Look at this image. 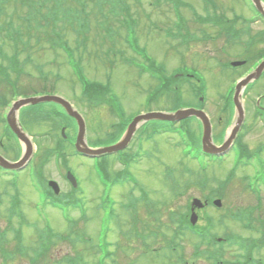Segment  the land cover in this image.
I'll return each instance as SVG.
<instances>
[{
    "label": "rangeland",
    "instance_id": "374dc122",
    "mask_svg": "<svg viewBox=\"0 0 264 264\" xmlns=\"http://www.w3.org/2000/svg\"><path fill=\"white\" fill-rule=\"evenodd\" d=\"M121 1L124 4L125 12L122 4H120ZM215 1L218 5L217 13H223L230 19L234 18V15H239L249 20L252 19V15H257L249 0ZM84 2L87 4L86 12L90 16L89 21L91 24L87 50L83 53L86 46L78 42L80 37L74 33L73 29L62 23L59 24V29H62L63 38L76 57L71 61L68 54L63 50L59 48H51L50 50L46 46V41L44 42L43 33L39 30L34 31L31 35L35 34L34 37L40 38L39 41L35 40L32 43V46L35 45V47L31 51H25L21 56V60L25 62L26 74H23L21 78H18L16 74L11 77L12 80L18 79L21 85L20 93L29 94L33 89L38 88V90H41L44 86L49 93H55L71 103L73 102L89 122L88 141L96 144L106 142L109 135L116 132L114 125L119 123L120 120L118 117L117 119L112 117L113 112L111 113L105 106L95 107L93 103L83 101L80 83L73 71L75 68L79 67L82 75L92 82H100L103 85L109 82L114 95L113 99L117 103L125 104L126 118H129L128 115H133L140 110L168 111V109H171L173 107V102L170 99L171 95H164L154 101H149V98L155 97L159 89L157 81L149 77L150 72L155 71L160 74V77L163 76L164 72L169 74L167 76H171L178 68L181 69L185 65L188 68L195 69L192 73L196 74L199 81H201L203 91L206 90L205 111L212 119L213 124L224 130L229 126L234 113L231 109H223L224 99H226L224 94L234 88V81L248 70L247 68L256 59V55L264 53V41L257 42L258 39H256L257 43L255 45L241 52V44L244 46L247 35H243L239 42L230 43L228 38H223L218 34V36H215L217 30L212 26H201L195 23L194 12L202 17L207 16L208 5L205 0H119V5L117 0H113V6L111 0L110 4L103 8L101 7L103 6L102 3H98L97 0H85ZM77 4L71 2L67 4V7L72 9L77 7L78 10L85 7ZM10 8L6 10L8 15H13L16 12L20 13V7L17 10L14 7ZM21 11L24 12V10ZM211 11L215 12L214 10ZM127 12L131 13V16L126 20L125 17H128ZM180 17L185 20L186 26L191 31L192 42L190 45L183 46L179 39L169 37V34L175 33V23L181 20ZM4 18L0 17V25L5 23ZM13 21L15 24H19L17 15L14 16ZM123 22L126 29L122 24ZM239 24H243L242 28L248 25L253 35L264 29V23L261 20H250V23L241 20ZM202 30L208 31L212 35V39L201 37ZM126 31L131 44L135 45L134 40L138 38V45L145 48L142 50L146 56L144 60L139 56L136 57L139 60L138 62L122 60V54L116 49L128 50L123 42ZM83 32H86V30H83ZM103 37L109 40H103ZM118 37L119 41L116 46ZM47 39L49 40L48 37ZM30 41L31 38H24L21 48L23 50L28 49L30 47L28 42ZM0 47H2L1 44ZM107 49L112 50L107 52ZM5 50L9 52L8 47ZM128 54L134 57L136 55L133 53ZM125 57L128 58V56ZM242 59L248 61L246 66L236 71L229 70L227 73L222 71V61L231 62ZM3 65L6 67L7 62L4 61ZM140 69L146 73L145 76L139 77ZM196 84L198 83L193 80L192 85ZM263 88L264 84H256L244 95L247 117L241 138L248 150L252 152L264 143V124L255 117L254 111L257 97L264 93ZM6 89V84L1 83L0 95L6 92ZM182 94L186 100L191 99L190 86H184ZM6 96L10 97L9 94ZM2 114L0 108V141L3 139L6 144L5 149L0 147V155L10 162H17L22 158L23 150L17 139L14 140L10 136L4 137ZM17 114L20 124L26 129L37 152L32 157L33 161L29 164V167L17 175L18 180L16 183L9 177L3 176L0 178V264H58V261L63 257L69 256H80L84 264H96L97 254L90 250L91 244L89 242H87L89 247H85L56 240L51 251L44 257L35 258L34 252L38 251L40 243L38 234L45 232L44 229L47 223L52 225L50 228L56 234H68L70 228L77 226L76 230L88 235L91 241L92 239L96 240L98 238L99 222L95 219L94 206L97 203L100 204L99 194H103L104 191L100 183V176L94 174L93 169L91 170L92 163L80 157L72 156L73 149L69 148L68 143H64L58 137L55 124L51 119L49 120V117H32L23 112ZM24 120L28 124H25ZM219 120H221V125L217 124ZM164 126L168 128V125L164 124ZM197 126L195 122L191 123L193 132L197 131ZM147 128L148 131L143 133L142 138H139V135L136 136L129 146L127 152L132 161L129 162L130 166L127 169L121 164L114 163L113 161L117 160H113V157L105 160L106 168L109 167L111 173L119 172L118 176L121 175L123 178H125V173L126 177L131 175L140 182L142 190H145L146 200L162 202L164 204L163 209L166 211L160 221L167 228L172 229L174 224L166 215V212L172 206L179 215L180 212L184 213L186 211V200L196 197L204 201V197L215 190L217 191L215 194L221 196L218 198L223 202V206L220 208L222 211L214 210V208L206 209L213 220L215 232L221 236L235 233L234 235H240L245 239L254 238L255 234L244 231L238 224L239 222L231 219L228 211L249 210L256 207V197L249 185L253 187L255 176L264 179V154L262 158L253 159L251 163L243 166L242 163L236 164V155L232 156L231 153L223 162L215 161L210 164L203 162L201 167L207 169V172L203 173L198 162L191 159L195 155L191 154L189 149L190 145L194 144L193 135L186 131L181 132L178 129V134L175 135L168 132L154 135V123H149ZM217 132H220V129H217ZM152 134V137L148 136ZM62 144L67 149L57 155L67 159L70 168L74 171L71 170L80 181L83 189L80 197L78 195L73 197L78 199L76 204L79 207L85 208V205H87L88 209V221L86 223L79 221L80 223L75 224L72 220V226H69L70 221L66 220H69V218H66L63 212L45 205V190H38L40 182L36 181L35 185L30 180V165L33 167L35 162L37 163L35 170L39 173V176L47 179V181L58 182L63 192L69 189L62 176V173H66V170H64L63 164L58 162L61 159L55 155L58 152V146ZM114 177H117V175H114ZM251 177L252 179L249 181ZM133 183L127 181L125 185L112 189L109 192L112 194L109 195L111 200L106 201L105 207H101V209L109 211L112 208L111 206H115L117 213L121 215L120 221L113 222V226L116 227L117 231L114 233L112 231V236H109L108 240L112 238L120 241L118 238L120 234L119 227L125 229L127 226L123 218L128 217L129 214L123 211L124 202L128 198L130 189L135 186ZM258 183L263 194L264 185L262 184L264 182L258 181ZM201 185L202 189L199 188ZM221 186H223V190H220ZM15 193L19 195L20 209L23 211L24 218L12 214L14 205L12 197ZM174 193L175 202L173 204ZM134 194L138 195L135 192ZM261 205L264 209V197L261 199ZM63 209L66 210L67 208ZM70 210H72L76 220H80V213L77 212V209L70 208ZM150 210L154 211V207L141 208V212L146 214L150 213ZM222 214L224 216H221ZM103 215L108 216V213L104 212ZM147 218L152 219V221L146 225L154 224V218L149 214ZM132 219L134 223H138L137 220H143V217H133ZM161 223L156 220L157 225L161 226ZM18 229H21L22 232L21 247L27 248L25 256L16 253L19 244L14 231ZM150 231L148 229L147 233ZM103 240L100 243H103ZM126 241L131 245L137 244L133 233L132 238L130 234ZM193 242H196V240ZM125 250H127V253L130 252L128 248ZM228 250L232 253L235 251L234 249ZM3 255H9V257L4 259ZM140 256V251L132 248L131 257L138 260ZM201 263L198 262L197 264ZM117 264H124V255L118 253ZM159 264H168V262L161 263L160 260Z\"/></svg>",
    "mask_w": 264,
    "mask_h": 264
},
{
    "label": "flooded vegetation",
    "instance_id": "af4514ba",
    "mask_svg": "<svg viewBox=\"0 0 264 264\" xmlns=\"http://www.w3.org/2000/svg\"><path fill=\"white\" fill-rule=\"evenodd\" d=\"M257 84H264V72L259 78V80H257ZM27 97L28 96L25 97L23 96L22 98H27ZM255 105L260 109V111H264V93L257 98ZM25 108L26 107H23L21 109V111L23 110V113L25 112L24 111ZM49 113H50V108L48 106H43L38 110L32 109L29 110L28 112H25V114H28L32 117L37 116L38 118L46 117ZM133 118L134 117L128 118V120L119 124L118 129L124 126H126L125 129H127L128 124L131 123ZM217 124L221 125V120H219ZM213 126H214V131L216 132L217 129H220V132H217L216 134L217 139L218 136L222 137V135L224 136L226 135L228 128L224 130L223 128L221 129L219 127H216L215 124ZM140 129L141 127L139 128V130ZM75 133L76 131L73 128H71V135ZM8 135L11 138H13V136L10 135L9 133ZM0 145L2 147L6 146V144L3 143V140L2 142H0ZM70 145L71 146L73 145L72 140L70 141ZM128 149L124 152V154L128 151ZM77 156L84 159L86 158L82 154ZM89 160L95 161V159H89ZM97 160L96 162L99 163V161ZM34 165L36 166L37 163H35ZM68 172L69 171H67L63 175L64 176L63 178L69 188L66 191H64V193L62 190V194H64L63 197H60V194L58 195L55 194L53 190L48 189L47 196H48V200L51 203L58 202L62 200V198H64L63 201H68V199L71 198L70 196L78 195L80 197V193L81 194L83 193L81 183L77 179V177H76V181H77L76 186H73L72 183L68 180L67 178ZM0 173L2 177L3 175L8 174V172L1 167H0ZM92 180L94 181V179ZM255 180L258 182L257 178ZM221 190H223V188ZM134 192L137 193L138 195L134 194ZM259 192L260 195L258 196L257 201H260L264 197V192L262 194L261 189L259 190ZM128 194H129L128 198L126 199V202H124L123 211L129 214V216L123 218L125 219L127 225L126 228L123 229L119 227L120 234L118 235V238L120 239V241L113 240L112 238L111 240H108L107 236L108 237L112 236L111 235L112 231L113 233L117 231L116 227L113 226V222L114 220H116L117 222L120 221L121 215H119L118 213H114V209H113L110 212H108L107 217H102L101 214L104 211L101 209V205L97 203L94 206L95 208L94 213L96 214L95 219L100 223L102 221L106 223V225L104 226V231L107 234L106 240H107L108 249H107V257L104 259V264H106L107 262L108 264H117L118 253L124 255V264H159L160 260L161 263L168 262V264H197L198 262H202L201 264L203 263L204 264H264V218H263L264 209L263 208L253 209L250 211H243V210L228 211V213H230V217L237 216L242 218V215L246 213L253 218V230L251 231V233L255 234L254 238L252 237L251 239H245L240 235H234L235 233H231L229 235H224L223 237L213 236V240H212V237H210V235L204 236L201 234L202 232H200V230L198 231L197 229H194L193 227H190L188 225H182V223L186 221V217L188 216L187 211L184 212V214L180 212L178 215L177 212H175L173 206L171 209H169L166 212V215L168 216L169 220L172 223H174L173 227L172 229H170L163 226L160 219L162 218L164 212L166 211L163 209L164 204L162 202L146 200L147 195L145 193V190L144 189L142 190L141 185L140 187H137L135 189L131 188ZM173 199H174L173 200V204H174L175 193L173 195ZM208 205H209V201L204 208H206ZM143 207L144 208L154 207V211L150 210V213H148L152 218H154V224L146 225L148 222L150 223L152 219H148L147 218L148 214H146L145 212H141V208ZM202 210H200V212ZM132 216L134 218L143 217V220H137L139 224L137 222L134 223ZM221 216H224V214H222ZM156 220H158L159 223H161V226L156 224ZM202 222L205 223V221H203V219L200 217L199 224H201ZM206 225L207 223L204 225H200L198 229L204 230ZM242 227L244 229V226ZM75 229L76 227L75 228L72 227L70 230L73 231ZM148 229L151 231L147 233ZM132 233L134 234V238L137 244L131 245L126 241V239L129 238L130 234L132 238ZM194 240H196V242H193ZM127 248L130 250L129 253H127V250H125ZM132 248L140 251L141 256L138 258V260H135V258L131 257ZM190 249L191 252L189 253ZM228 249H234L235 251L232 253ZM96 260L98 262V258H96ZM67 261H72V260L68 257H63L61 260L58 261V264L59 263L66 264Z\"/></svg>",
    "mask_w": 264,
    "mask_h": 264
},
{
    "label": "water",
    "instance_id": "95a60500",
    "mask_svg": "<svg viewBox=\"0 0 264 264\" xmlns=\"http://www.w3.org/2000/svg\"><path fill=\"white\" fill-rule=\"evenodd\" d=\"M253 2L255 3L257 9L264 15V7H263V5L261 3V0H253ZM234 65H239V63L234 64ZM263 70H264V62L261 64V66L257 69V71L255 73H252L251 75H249L246 79L242 80L237 85L236 93H235V97L234 98H235V103H236L238 114H239V120L237 122L236 127L234 128V133L235 134L239 130V128H240V126H241V124L243 122V119H244V110H243L242 104L240 102L241 97H242L243 89L248 84H250L254 80L258 79L259 76L261 75V73L263 72ZM53 99H55V101L61 103L66 108L68 113L71 114L73 117H75L78 120L79 127H80L79 142H81L82 139L85 136V124H84L82 118L77 113H73L70 110L69 104H67L65 101H63V100H61L59 98H53ZM192 115L202 117L203 113H199V112L194 111V110H189V111H180L176 115H165V114H156V113H154V114H149L147 116H144L143 118H145L147 120H149V119L175 120L176 118H187V117L192 116ZM202 119L204 120V123L206 125V133H205V138H206L207 136H210L211 129H210V125L208 123V120L205 118V116L202 117ZM206 120H207V122H206ZM12 127H13L14 131L18 134L20 139L27 144L28 152H29L28 156H29L30 155V151L32 150L31 144L28 142L27 138L24 136V134L16 126L13 125ZM126 140H127V138H126ZM125 141L122 142L121 144H119L117 147H112V148L106 149L104 151H109L110 152L113 149L116 150V149L123 148L126 145ZM91 152L94 153V151H91ZM102 152H103L102 150L101 151H96V153H102ZM0 162H1V164L4 167H7V168H18L20 166L18 164L11 165V164L7 163V161H5L1 157H0ZM20 164H23V163H20ZM197 205H199V204H197Z\"/></svg>",
    "mask_w": 264,
    "mask_h": 264
}]
</instances>
